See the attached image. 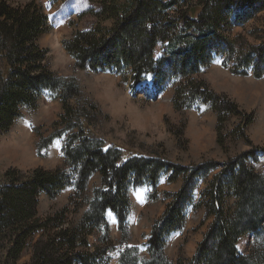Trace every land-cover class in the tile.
<instances>
[{
	"label": "trees",
	"instance_id": "trees-1",
	"mask_svg": "<svg viewBox=\"0 0 264 264\" xmlns=\"http://www.w3.org/2000/svg\"><path fill=\"white\" fill-rule=\"evenodd\" d=\"M259 1L99 0L93 15L98 21L112 20L110 27L105 29L96 23L89 29L77 30L62 46L75 63L93 72L129 69L134 73V84L147 73H153L154 82L158 77L177 79L173 107L189 109L197 102L209 103L217 114L220 142L227 117L241 113L236 104L223 100L194 75L221 55L223 66L231 73L244 75L251 69L255 77L263 76L264 36L259 45L235 52L238 38L229 40L222 31H229L228 17L232 12L234 21L242 23L259 10ZM239 8L241 12L235 14ZM46 29V16L34 0L15 5L0 0V135L9 131L22 106L35 110L38 99L46 92L57 98L65 110L54 124L61 128H55L36 147L39 152L52 140L62 138V165L29 171L9 167L0 172L2 264H16L37 233L30 260L24 264H108L109 253L129 238V187L148 184L153 187L151 195H156L155 186L163 174L170 182L180 178L181 188L165 193V208L153 221L143 243L146 254L136 246H127L120 251L119 264H173L165 253L166 240L170 233L184 227L189 208H203L211 221L192 257L185 260L179 254L175 264H264V175L246 164L254 151L264 153V148L254 146L223 162L197 200V183L217 163L183 167L141 156L121 162L120 149L105 147L91 130L85 104H69L72 98L80 99L75 81L49 69L47 50L38 44ZM158 44L164 48L159 61L154 58ZM250 120L248 114H243V125ZM94 174L99 175L100 183L88 194ZM68 187L72 188L68 202L40 217V194L54 199ZM108 212L117 219L118 241L108 234ZM94 233L98 234L97 242L91 244L89 238ZM248 233L253 241L243 254L237 243Z\"/></svg>",
	"mask_w": 264,
	"mask_h": 264
},
{
	"label": "rangeland",
	"instance_id": "rangeland-1",
	"mask_svg": "<svg viewBox=\"0 0 264 264\" xmlns=\"http://www.w3.org/2000/svg\"><path fill=\"white\" fill-rule=\"evenodd\" d=\"M9 1L15 5L30 0ZM34 1L46 16L47 29L38 38V44L47 50L46 62L49 69L57 76L75 81L80 99L72 98L69 104L72 107L85 104L83 108L91 130L104 141L105 147L115 146L120 149L121 162L131 156H141L162 159L170 165L183 167L209 161L217 163L216 168L197 183L194 192V200H197L206 183L219 172L223 162L253 149L254 146L264 148V74L257 78L251 69L244 75L233 74L223 66V56L218 55L194 75L197 80L205 82L216 95L223 97V100L236 104L237 111L241 113L227 117L220 131L219 142L216 131L217 114L209 103L197 102L189 109L176 110L173 107L172 95L177 79L168 76L162 80L158 77L154 82L153 73H147L139 83L134 84V73L129 69L93 72L75 63L63 48L62 42L69 40L77 30L89 29L96 23L106 29L112 23L110 19L98 21L94 17L93 11L99 0ZM258 4L261 5L259 10L242 23L234 21L232 12L228 17L229 31L222 29L229 40L238 38L234 45L235 52L248 51L263 40L264 0L256 2ZM235 10V14H239L242 8ZM163 50V46L158 44L154 51L155 60H160ZM236 55L237 53L234 57ZM64 113L60 101L50 93L38 99L35 110L22 106L9 131L0 135V172L9 167L29 171L36 167L52 169L60 165L63 159L61 139L52 140L48 147L39 152L36 147L55 128H61L60 124H54ZM243 114L250 116L249 124L243 125ZM242 128L244 135L241 134ZM246 164L264 175L262 151H254ZM163 176L155 186L156 195H151L153 187L148 184L129 187V238L118 243V250L109 253L108 264H119L120 251L127 246H136L141 254H146L143 243L153 221L165 208L168 199L165 193L177 192L182 185L180 178L170 182L166 174ZM99 183V175L94 174L89 181L87 193L91 194L93 187ZM71 190L70 187L63 189L54 199L41 193L38 215L44 217L65 205ZM106 218L109 236L118 241L120 233L110 226L112 221L117 222L115 215L108 212ZM210 221L211 218L205 217L203 208H189L184 227L170 233L166 240L165 253L173 264L179 254L185 260L192 257ZM97 236V233L90 236L91 244L97 242ZM37 237L38 233L30 239L16 264L29 262L31 245ZM252 241L250 233L241 236L237 243L238 251L247 253Z\"/></svg>",
	"mask_w": 264,
	"mask_h": 264
},
{
	"label": "crops",
	"instance_id": "crops-1",
	"mask_svg": "<svg viewBox=\"0 0 264 264\" xmlns=\"http://www.w3.org/2000/svg\"><path fill=\"white\" fill-rule=\"evenodd\" d=\"M115 227H116L115 221H112V222H111V229L116 230Z\"/></svg>",
	"mask_w": 264,
	"mask_h": 264
},
{
	"label": "bare ground",
	"instance_id": "bare-ground-1",
	"mask_svg": "<svg viewBox=\"0 0 264 264\" xmlns=\"http://www.w3.org/2000/svg\"><path fill=\"white\" fill-rule=\"evenodd\" d=\"M19 152V151H18Z\"/></svg>",
	"mask_w": 264,
	"mask_h": 264
}]
</instances>
